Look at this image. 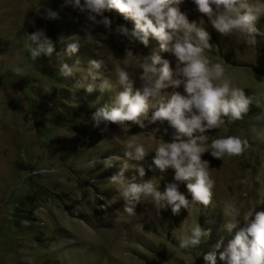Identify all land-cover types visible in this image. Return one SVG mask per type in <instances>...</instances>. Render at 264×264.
I'll list each match as a JSON object with an SVG mask.
<instances>
[{
	"label": "rangeland",
	"instance_id": "rangeland-1",
	"mask_svg": "<svg viewBox=\"0 0 264 264\" xmlns=\"http://www.w3.org/2000/svg\"><path fill=\"white\" fill-rule=\"evenodd\" d=\"M173 6L209 32L212 47L205 55L212 63H222L234 85L252 101L243 119L229 122L221 117L222 125L203 134L207 150L201 163L214 181L207 206L192 203L186 188L191 181H175L173 168L163 173L149 170L155 148L172 142L174 132L167 121L149 123L155 100L149 99V119L141 117L144 128L132 122L84 119L78 103L71 101L84 80L82 89L96 96L82 98L86 107L98 106L100 112L118 107L116 96L124 86L117 68L129 73L134 94L144 83L139 65L153 54L168 60L173 79L180 78L176 57L162 51L157 38L150 34L145 46L119 34L117 27L131 32L135 22L115 10L104 13L111 20L106 29L92 24L86 12L66 0H0V264H210L204 256L214 251L217 264H223L214 245L223 240V251L238 231L226 228L224 202L243 205L242 212L253 207L264 211V138L258 135L264 131V119H256L264 115V35L253 34L256 44L248 45L238 33H219L193 0ZM46 8L57 17L47 18ZM255 27L264 32V16ZM37 31L52 42L51 56L41 52L32 58L38 42L29 37ZM89 33L100 43L89 39ZM98 34L107 38L101 40ZM73 43L78 50L69 53ZM100 60V68L92 67L91 61ZM65 64L69 75H61ZM105 80L111 87L101 89ZM173 92L185 94L183 85L166 88L162 95L167 99ZM62 105L76 108L70 111ZM72 112L76 115L71 117ZM229 136L247 140L244 152L212 156V141ZM132 137L134 144L144 146L143 159H136L134 147H128ZM149 180L161 194L165 185L177 184L189 207L174 214L167 201L157 205L151 197H125L131 184ZM126 207L133 209L131 215ZM193 224L210 234L202 236L198 246L181 249V239L190 235Z\"/></svg>",
	"mask_w": 264,
	"mask_h": 264
},
{
	"label": "clouds",
	"instance_id": "clouds-1",
	"mask_svg": "<svg viewBox=\"0 0 264 264\" xmlns=\"http://www.w3.org/2000/svg\"><path fill=\"white\" fill-rule=\"evenodd\" d=\"M66 3L73 4L80 12H86L87 20L92 24L103 25L106 29H110L111 20L104 16V13L115 10L125 19L130 18L135 22V28L131 32L123 26L117 27L119 34L145 46L148 45V37L151 34L160 42L162 51H170L176 57V75L180 77L176 79H173L168 60L162 61L155 54L144 57L139 65L142 69L139 79L144 83L142 89H137L134 94V81L130 80L129 73L117 68L119 84L124 86V91L116 96L115 103L118 107L111 111L99 112L94 118L97 121L103 118L113 124L132 122L144 128L141 117L149 119V99L155 100L149 123L167 121L174 132L172 142H160L155 148L149 170L158 169L163 173L168 168H173L175 181H191L186 184V188L191 193L192 203L207 206L211 202L214 181L210 178L206 165L201 163V154L207 150L204 146L207 137L203 134L222 125L224 120L221 117H227L229 122L243 119L252 102L242 88L234 85L233 78L226 74L224 65L212 63L205 55V50L212 47L209 43V32L197 26L196 22H189L187 16L181 13L178 7L173 6L178 4L179 0H83V3L81 0H66ZM193 3L200 13L210 18L213 27L223 35L238 33L248 45L256 44L253 34L264 35V32H259L255 27L257 20L264 16V0H254L252 4L247 3V0H193ZM45 12L47 18H56L58 15L50 8H46ZM213 15L215 18L211 19ZM88 35L93 42L100 43L95 41L90 33ZM42 37V31H37L29 37L31 41L38 42L37 49H31L32 58L39 56L41 52L51 56L54 51L52 42L46 37L41 39ZM106 38L100 35L101 40ZM77 50L78 45L75 43L68 47L69 53H75ZM127 55L131 57L132 53L128 51ZM102 64V60L91 61L92 67L97 69ZM161 64V67H157ZM15 71L19 72L20 69ZM69 74L71 69L66 64L63 65L61 75ZM181 85L186 95L173 92L167 99L162 95V90L169 87L180 88ZM110 87L107 80L101 84V89ZM88 91H92L91 86ZM256 119H264V115L257 116ZM251 130L257 132L255 127ZM196 133L200 135L197 136ZM258 135L264 138V131ZM135 140L136 137H132L128 147H134L135 158L140 160L145 157V148L142 144H134ZM210 147L213 149L212 156L216 158L225 154L241 155L247 147V140L229 136L213 140ZM126 155L131 156V153ZM139 172L141 176L145 174L143 168H140ZM124 195L137 201L142 195L151 197L157 205L167 201L174 214L179 212L181 207H189V200L178 191V185L175 183L165 185L163 194L151 180L140 185L131 184ZM242 207L243 205L237 206L234 201L224 202L223 214L228 218L226 228L230 233L233 229L238 231L223 251H220L223 240L218 241L214 249L219 251V260L223 264H264V211H256L253 207L242 212ZM125 212L131 215L133 209L126 207ZM241 217L243 226H240ZM208 235L209 232L201 231L199 224H193L190 235L181 239L179 247H196L201 243V237ZM204 259L210 264H217L215 251L204 256Z\"/></svg>",
	"mask_w": 264,
	"mask_h": 264
},
{
	"label": "trees",
	"instance_id": "trees-1",
	"mask_svg": "<svg viewBox=\"0 0 264 264\" xmlns=\"http://www.w3.org/2000/svg\"><path fill=\"white\" fill-rule=\"evenodd\" d=\"M153 39V38H152ZM153 40H155V39H153ZM74 77V76H73ZM88 80V79H87ZM68 83V81H66V85H70L69 83ZM78 83V82H77ZM86 82L83 80V83H82V85H78V87H77V89L73 92V99H71V101H73L74 103H78V106H76V107H78V110H79V112H81V115L83 116L84 115V119L86 118V119H95L94 117L96 116V114L98 113V112H100L98 109H99V107L98 106H95L94 108H91V107H86L83 103V100L85 99V97H91L93 94H88L87 92H85L83 89H82V87L84 86V84H85ZM63 92H65L66 93V95H71V93H67L66 92V90H63ZM69 92V91H68ZM92 97H96V96H92ZM82 98H84V99H82ZM98 99V98H97ZM84 105V106H83ZM94 105V104H93ZM62 107H65V105L63 106L62 105ZM75 105H74V107L73 106H70V107H65V108H68L70 111L73 109V110H75ZM69 111V112H70ZM69 115L72 117V116H75L76 114H75V112L73 113H69ZM101 120H103V118H101ZM70 122H72V118L70 119ZM202 225V224H201ZM201 231L202 232H206V231H203V229H202V227H201ZM210 234V233H209ZM206 237V236H205ZM213 236L211 235V237L210 238H212ZM207 253V252H206Z\"/></svg>",
	"mask_w": 264,
	"mask_h": 264
}]
</instances>
